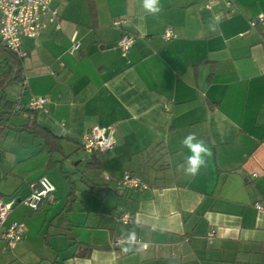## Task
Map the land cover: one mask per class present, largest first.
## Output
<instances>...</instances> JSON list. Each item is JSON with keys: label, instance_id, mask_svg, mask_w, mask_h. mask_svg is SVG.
I'll return each instance as SVG.
<instances>
[{"label": "crops", "instance_id": "crops-1", "mask_svg": "<svg viewBox=\"0 0 264 264\" xmlns=\"http://www.w3.org/2000/svg\"><path fill=\"white\" fill-rule=\"evenodd\" d=\"M158 6L51 0L56 19L22 38V76L0 92V197L3 225L21 220L24 232L9 248L0 227V264H264V27L248 26L264 0ZM122 33L134 35L125 52ZM2 46L0 75L11 64ZM36 95L45 107L28 111ZM93 124L113 125L115 143L90 161L81 137ZM190 133L209 149L195 176L181 167ZM124 172L146 187L118 191ZM42 174L52 199L30 209L23 199ZM131 232L135 242L113 243Z\"/></svg>", "mask_w": 264, "mask_h": 264}, {"label": "built area", "instance_id": "built-area-1", "mask_svg": "<svg viewBox=\"0 0 264 264\" xmlns=\"http://www.w3.org/2000/svg\"><path fill=\"white\" fill-rule=\"evenodd\" d=\"M51 0H0V39L3 45L23 58L26 56V51L22 48V38H37L41 28L44 26V16L49 21L56 19L57 11L49 8ZM216 0H203V6L210 8ZM226 6H230L232 0H224ZM123 18L112 20L113 26H118L123 22ZM256 24L264 27V14H258L254 18L248 20V26L253 27ZM173 33L171 27H166L162 33L164 40H169ZM134 38L133 34L122 33L118 46L122 51H127ZM78 46V42H73L69 51L72 52ZM46 104V96L36 95L31 96L27 101V108L30 110H42ZM115 143L114 126L93 124L89 126L81 137V148L90 160L93 155L102 153L110 149ZM106 179L108 177L106 176ZM146 184L136 175L129 172H124L123 175L116 181V189L123 191L126 188L142 190ZM30 192L23 199V203L30 209H37L41 203L52 199L53 183L50 179L42 174L30 184ZM257 208L260 205L256 204ZM10 207L0 197V227H2V237L6 240L9 248L15 246L22 237L24 232V223L21 220L12 219L6 225L4 221L8 217ZM117 221L122 224H130L133 221L129 211L122 210ZM213 231L208 232L210 238ZM137 239H135L136 241ZM130 242L127 236H118L114 244ZM135 241H132L135 242Z\"/></svg>", "mask_w": 264, "mask_h": 264}, {"label": "clouds", "instance_id": "clouds-1", "mask_svg": "<svg viewBox=\"0 0 264 264\" xmlns=\"http://www.w3.org/2000/svg\"><path fill=\"white\" fill-rule=\"evenodd\" d=\"M159 0H143V7L149 12L155 14L160 11ZM182 145L186 147L191 155L187 157V166L183 167V171L186 175L195 176L202 166H205L204 157L209 154V149L206 147L205 142L198 139L195 133L188 134L183 140ZM130 242L135 241V232H131L128 235ZM127 251V249H125Z\"/></svg>", "mask_w": 264, "mask_h": 264}, {"label": "trees", "instance_id": "trees-1", "mask_svg": "<svg viewBox=\"0 0 264 264\" xmlns=\"http://www.w3.org/2000/svg\"><path fill=\"white\" fill-rule=\"evenodd\" d=\"M2 50H4L10 55L11 64H10L9 69L0 75V92H3L5 87L8 84L12 83L14 80L21 78L22 76L21 75L22 58L18 57L16 54H14L12 51L7 49L5 46H2ZM27 110L33 111L30 109H27ZM30 127H31L32 133L41 137L44 140V144L48 147L50 151L60 150L59 142L56 137H54L48 131L40 127H34L33 125H30ZM90 165L91 164L88 161L86 163V167H89ZM69 196H70L69 200L71 201L72 200L71 196H73V191L69 193ZM130 214L132 215V213Z\"/></svg>", "mask_w": 264, "mask_h": 264}]
</instances>
